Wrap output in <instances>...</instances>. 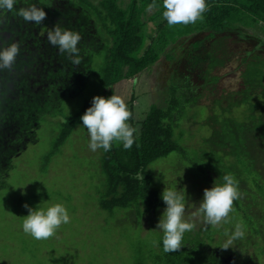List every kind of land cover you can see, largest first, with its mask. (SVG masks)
Returning <instances> with one entry per match:
<instances>
[{
  "label": "rangeland",
  "instance_id": "rangeland-1",
  "mask_svg": "<svg viewBox=\"0 0 264 264\" xmlns=\"http://www.w3.org/2000/svg\"><path fill=\"white\" fill-rule=\"evenodd\" d=\"M72 1L75 3L74 0ZM89 1L98 5L99 0ZM117 1L119 6L124 8L130 0ZM36 2L37 0H31L29 3L18 1L15 8H27L34 5L46 12V18L38 25L42 27L37 30L38 32L35 27L29 25L31 23H25L15 11H5V14L0 17V28L2 22V27H6L5 22L8 24L2 34L8 35L9 31H22L24 34L26 32L20 28V30L11 29V26L18 23L24 28L27 25L28 29L32 28L31 31L34 32L33 43L37 47L41 44L45 54L54 53V59L60 58L58 63L52 66L55 72L46 70L41 65L35 68V64H25L23 69L16 68V71L11 68L4 69L3 76L0 77V163L5 162L2 158L3 154L13 157L7 167L6 176L0 177V264H136L137 258L141 255H148V249L155 247L156 241L160 239L161 233L157 232L159 229L156 225L164 209L144 213L139 226L133 214L126 215V212L115 211L111 215L109 212L100 210L96 199L98 198L97 191L101 190L104 178L100 173L99 150L96 152L89 150L87 133L80 127H76L59 148L58 153L46 162L44 158L52 149L61 118L46 114L41 116L39 125H34L35 119H38L36 115L40 107L44 106L47 101L46 94L41 91L42 87L35 90V82L29 77L33 69L39 72L45 71V75L50 77L53 75L58 77L63 72L65 75L68 74L67 70L71 68L76 70L78 66L85 64L86 69L78 81L82 83L79 88L76 87L77 96L60 102L59 109L62 114L71 115L81 108L85 99L103 97L104 91L99 83L100 69L105 61V53L112 44L111 39L107 38L108 35L100 17L94 15L93 9L85 5L79 6L82 9L79 12L81 14H73L78 7H75L69 0H52L50 4H35ZM63 2L68 5L65 11L62 10ZM155 11V9L148 10L146 16L143 17V21L146 22L144 24L146 32L151 31L155 25V22L151 25L149 21ZM62 15L66 19L68 15L71 21L65 29L76 32L78 26H81L80 30L86 29L84 34L78 32L81 36L77 45L81 59L78 66L71 64L69 58L50 45L46 38L47 32L54 25L61 27ZM92 27L96 35L93 39L91 38ZM229 35V38L225 39L217 37L215 40L217 45H214V41L206 40L204 33L193 34L189 40L182 38L176 43L177 46L185 47V55H188L190 46L196 40H204L207 50L218 46L219 48L215 51L218 57L224 55L223 51L227 54V60L222 66L209 70L207 74V77H218V80L213 83H205L198 76L201 71L205 70L206 63L200 67L194 66L189 63L190 58L186 60L184 57L177 67L155 64L149 70L131 79L122 80L113 86V94L120 95L128 109L130 105L133 107L131 115L137 122L153 104L162 103L168 98L167 89L171 78L177 83L180 82V76L188 77L187 80H190L191 85L196 86V89H190L197 102L190 106H182L183 117L174 131V135L183 132L181 145L183 149L180 154L172 153L149 167H153L152 186L157 188L160 194L165 188L177 189L182 194L185 193V221L193 225L189 234L191 237L197 235L203 238L205 227H209L213 233L211 234L213 240L211 248L213 249L210 251L213 252L214 248H218L219 254H221L220 247L225 246L228 240L222 232H228L230 229L232 231L239 222L228 218V223L208 225L203 214L198 213L197 207L203 198V191L210 189L214 182L219 184V179L224 173L216 172L218 177L213 172L208 173L206 181H202L195 177V168L189 166L188 162L193 156H198L200 149L207 147L203 141L211 132L207 118L213 114L210 109L214 107V101L225 103L229 96L243 89V80L240 77L243 70L240 64L241 58L254 50V54L264 59V25L259 23L253 28L239 27ZM244 36L252 37V39H244ZM0 43L3 44V42ZM19 83L30 87L25 85V88H21ZM15 91L22 94L24 99L22 98L21 102L16 103ZM191 94L187 93V96ZM188 97L187 102L188 100L189 102L195 101L193 97ZM34 112L37 113L34 115ZM56 112L59 113V111ZM242 114L244 110L239 108L235 109L232 115L239 120ZM29 127L33 135L23 136L20 142H16L15 136L20 132L19 129L22 128L23 131ZM9 128H11L10 131L6 130ZM12 151L16 154L13 155ZM225 160L232 162L233 159L228 157ZM262 164L264 165V162ZM56 203H62L66 207L70 222L61 225L53 237L47 240H35L22 231L23 218L28 215L25 204L35 209ZM221 227L225 230L222 231ZM259 228L261 232L253 237L247 249L248 253L239 257L242 264H264V254L249 259V255L253 254L256 247L254 243L264 245V220L259 224ZM245 233L249 234V230L245 229ZM214 243L219 245L214 246ZM227 246L229 247L227 249L233 250L235 243L232 242ZM138 247L143 248L138 250ZM215 254L219 255L216 252ZM220 256L221 262L218 261V264H234V256L224 252V249ZM252 260L254 263H248ZM149 263L150 261H146L142 264Z\"/></svg>",
  "mask_w": 264,
  "mask_h": 264
},
{
  "label": "trees",
  "instance_id": "trees-1",
  "mask_svg": "<svg viewBox=\"0 0 264 264\" xmlns=\"http://www.w3.org/2000/svg\"><path fill=\"white\" fill-rule=\"evenodd\" d=\"M18 1L29 3L31 0ZM51 1L37 0L35 4H50ZM74 1L75 3L69 0L75 7H78L79 11L75 10L73 14L82 10L79 7L81 5L93 9L94 15L99 16L103 23V28L108 35L107 38L111 39L112 44L105 53V61L100 69L99 83L104 91V98H109L113 94V86L120 81L131 79L135 75L149 70L155 64L177 67L184 57L186 60L190 58L189 63L194 66L200 67L206 63L205 70L201 71L198 76L205 83H213L218 80V77H207V74L209 70L222 66L223 62L227 60V54L223 51L224 55L218 57L215 55L218 46L210 47L211 50H207L204 40H196L190 46L188 55H185V47L183 45L177 46V41L182 38L189 40L193 34L204 33L206 40L214 41V45H217L215 41L217 37L229 38V33L239 29V27L253 28L259 23L264 25V0H207L208 10L204 13L202 21L198 20L194 24L174 26H168L163 19L162 12L164 9L161 0H130L124 8L119 6L117 0H99L98 5L89 0ZM153 2H155L156 7L152 9L156 11L149 21L151 25L155 22V25L151 31L146 32L147 30L144 29L146 22L143 21V17L149 10L148 5ZM62 8L65 11L68 5L63 2ZM4 14L5 12L0 13V17ZM66 16L68 19L62 15L63 24H61V28L63 29L71 23L69 16ZM5 25L6 27H2V22L0 42H3L5 47L14 42L20 46V54L11 70L23 69L25 64H35V68L41 65L42 68L55 72L52 66L56 65L60 58L54 59V53L45 54L41 44L38 45L40 47H37L33 43L35 37L34 32L31 31L32 28L29 30L27 25L22 28L20 24L16 23L13 25L14 27L11 26V29L20 28L26 33L9 31L8 35H4L2 32L7 28V22ZM29 25L35 27L36 31L42 28L32 23ZM80 29L81 26H78L77 32L84 34L86 29ZM95 36L94 27H92L91 38L93 39ZM241 37L243 38V36ZM244 37V39H252V37ZM31 40L32 42H29ZM218 40L220 39L218 38ZM35 49L36 52H34ZM212 51L214 52L212 53ZM253 51L241 58L240 61L243 66L240 73L243 89L234 94L235 96H229L225 103L214 101V107L209 108L213 114L207 118L211 132L203 141L207 147L200 149L202 151H199L198 156H193L188 162L189 166L195 168V177L202 181H206L208 173L213 172L217 175L216 172H223L224 175L232 174L239 182L240 198L233 202L234 211L229 214V219L242 223V226L249 230V234L245 233L242 239L233 241L235 243L233 250L224 249V252L234 256V264H242L239 257L248 253L249 244L253 237L260 234L259 224L264 220V165L262 164L264 162V59L254 54ZM47 55L53 56L48 57ZM81 65L76 70L72 68L67 70L68 74L66 75L64 72L57 74L58 77L56 75L50 77L45 75V71L39 72V70L34 69L33 73H30L29 77L35 82V90L42 87L41 91L46 94L47 101L44 106L40 107L38 113L34 112V115L37 113L38 118L35 119L34 125H39L41 116L46 114L61 118L58 122V134L51 146L52 149L44 158L46 162L58 153L59 148L76 127H80L82 131L86 132L81 127L80 117L91 106L90 99H85L81 108L71 115L65 116L59 109L61 101L77 96L75 91L82 83L78 81L86 69L84 63ZM203 73L204 75H202ZM2 76L3 70H0V77ZM187 78L180 76V82L177 83L171 78V83L167 89L168 98L164 99L162 103L153 104L138 122L134 121L131 115L128 122L133 127H138L139 135L130 149L125 150L122 144L114 143L111 151L107 153L99 150L100 173L104 178L101 190L97 191L98 198L96 201L100 210L109 212L111 215L115 211L126 212V215L133 214L136 219L135 222L139 226L144 213L165 209L166 205L161 200V194L157 188L152 186L153 167L149 166L158 160L167 158L172 153L180 154L183 149L181 146L183 132L174 135V131L183 117L181 114L182 106H190L197 102L190 89H196V86L191 85ZM25 85L28 86L19 83L21 88H25ZM37 91L41 93V91ZM187 93L191 96L188 97ZM15 95L16 103L21 102L22 94L15 91ZM187 97H193L195 101L189 102L190 100H188L187 102ZM239 108H243L244 114L238 120L232 114L235 109ZM129 110L133 112L131 105ZM17 127H19L18 123ZM10 129L6 130L10 131ZM19 131L15 136L16 142H20L23 136L33 135L30 127L23 131L20 128ZM12 152L13 155L16 154L14 151ZM4 155L2 158L6 163H0L1 178L6 176L7 167L13 158L5 155L6 158ZM228 157L233 159L232 162L225 160ZM222 177L219 179V184L222 183ZM223 230L225 229L222 228ZM228 232L230 233L231 229ZM222 233L225 235L226 231ZM222 233L220 231V234ZM211 234L213 233L209 227H205L203 238H199L197 235L191 237L189 232H186L183 237L182 248L177 252L166 253L163 251L161 233L155 247L148 249V255L138 257L136 264H142L146 261H150L149 264H218V261L221 262L220 255L224 245L220 247L221 254H219L218 248H214V253L210 251L213 249L211 248V244H213ZM216 245L219 244L214 243V246ZM253 245L256 247L253 254L249 255L250 260L251 257L253 259L264 254V245L260 246L259 243ZM141 248L143 247H138V250ZM215 252L219 255L217 256ZM248 263H254V261Z\"/></svg>",
  "mask_w": 264,
  "mask_h": 264
},
{
  "label": "clouds",
  "instance_id": "clouds-1",
  "mask_svg": "<svg viewBox=\"0 0 264 264\" xmlns=\"http://www.w3.org/2000/svg\"><path fill=\"white\" fill-rule=\"evenodd\" d=\"M18 0H0V13L13 12L23 19L25 23L40 25L46 18V12L39 7L30 6L16 9ZM156 7L155 2L148 5V9ZM163 19L168 26L194 24L202 21L204 13L208 10L207 0H162ZM47 41L58 51L65 54L71 64L78 66L81 63L79 49L81 40L78 32L63 29L54 25L47 32ZM20 54L18 43L8 44L6 47L0 43V70L10 69L15 64ZM131 112L126 103L118 94H112L109 98L93 97L91 106L80 117L82 128L87 133L88 148L92 152L102 150L111 151L114 143L122 144L125 150L130 149L139 135L138 127H133L128 121ZM239 182L232 174H225L222 183L214 182L210 189L203 191V198L197 207L198 213H202L208 225L215 226L228 223L229 214L234 211L233 202L240 198ZM161 200L166 205L156 228L162 233L163 251L166 253L177 252L182 248L184 234L193 229V225L185 221L186 197L185 193L177 189L168 188L162 192ZM24 207L28 215L23 218L22 231L35 240H47L53 237L61 225L70 222V216L62 203L52 204L44 208ZM156 231V230H153ZM225 235L227 243L222 249L229 248L237 239L245 235V228L237 223L234 229ZM155 243V241L153 242Z\"/></svg>",
  "mask_w": 264,
  "mask_h": 264
}]
</instances>
